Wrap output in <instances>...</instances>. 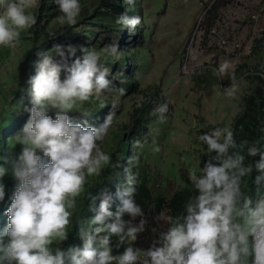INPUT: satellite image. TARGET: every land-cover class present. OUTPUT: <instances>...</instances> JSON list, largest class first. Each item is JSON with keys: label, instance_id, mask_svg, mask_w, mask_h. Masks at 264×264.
<instances>
[{"label": "clouds", "instance_id": "1", "mask_svg": "<svg viewBox=\"0 0 264 264\" xmlns=\"http://www.w3.org/2000/svg\"><path fill=\"white\" fill-rule=\"evenodd\" d=\"M136 0H124L129 7ZM38 0H0V46H14L21 31L36 23L32 9ZM61 25H74L81 13V0H54ZM115 23L134 31L141 17L129 16L127 11L116 16ZM81 55L76 56L77 51ZM61 60L75 56L70 65ZM35 73L29 80L30 107L26 123L15 137L22 145L11 162V173L17 183L5 209L7 222L0 227V264H264V194L253 199L242 190V180L252 172L253 165L245 163V152L260 159L255 163V182L264 181V151L259 141L239 143L230 127H217L198 134L207 145L210 159L203 167L193 169L189 179L193 194L184 205V212L167 216L168 227L146 249L131 242L145 230L147 220L135 194L138 176L125 168L123 184L115 197L119 203L111 209L113 195L103 193L93 215L81 221L80 245L67 249L53 247V242L67 239L76 197L83 191L86 175L98 173L111 160L100 149L98 141L109 132L114 111H110L98 126L86 120L70 117L77 101H86L94 94L126 89L117 87L109 77L104 61L118 58L119 45L106 44L99 50L82 45L57 44L51 51L38 53ZM66 74L61 79V70ZM228 62L219 68L227 74ZM233 82L224 89L236 95ZM167 102L153 110L164 122ZM54 110V116L49 115ZM87 115L89 112L84 111ZM217 161L218 163H213ZM8 168L0 164V177ZM5 197V185L0 182V201ZM127 215L129 219H124ZM140 217L138 222H134ZM128 246L113 255L111 238ZM251 236V241L249 237ZM249 256L252 260L249 261Z\"/></svg>", "mask_w": 264, "mask_h": 264}, {"label": "rangeland", "instance_id": "2", "mask_svg": "<svg viewBox=\"0 0 264 264\" xmlns=\"http://www.w3.org/2000/svg\"><path fill=\"white\" fill-rule=\"evenodd\" d=\"M93 1L81 0V12L86 7H92ZM136 1L141 10L134 16L141 17L142 36L129 48L135 57L132 70L136 87L126 90L124 95L114 90L94 94L86 101H77L69 115L76 121H87V117L79 118L77 115L88 112L92 102H97L100 108L109 105L110 111H114L113 122L108 134L98 141L100 149L106 152L119 132L125 131L124 141L134 133L135 117L143 112L142 108L148 107L146 114L150 117V123L147 131L133 138L132 155L126 161L135 173L140 167L151 184L155 175L163 176L164 185L173 193L184 186L183 179H189L191 170L204 165L206 144L199 139L198 134L217 127L228 126L232 129L235 118L243 109L245 97L261 85L257 79L251 78V74H255L254 62L249 64L250 70L247 65L240 69L237 65L249 58L261 60L260 71L256 73L264 79V0H228L207 32L203 22L206 14L204 5L211 0ZM37 7L38 3L29 11L36 15ZM98 9L102 10V5ZM58 15L59 12L50 20L46 31L56 32L66 26L59 24ZM89 20L80 14L73 28ZM31 28L21 31L14 46H0V111L8 104L14 111H7L17 115L20 108L14 101L18 96L19 85L25 81L29 87L31 74L27 68L30 62L27 50L32 42ZM125 30L136 31H129L127 27ZM260 39L262 42L257 45ZM102 47L100 44L96 49ZM253 48L258 50L259 56H256ZM51 49L53 47L49 51ZM120 58L121 55L112 59ZM225 61L228 62L225 75L235 78V96L230 97L225 93L224 89L228 87L225 83L214 86L209 94L195 85L193 74L212 66L220 68ZM123 73V70L117 69L113 73L109 72V75L114 78L118 76V80L122 81L120 77ZM63 78L64 75H61ZM162 102L169 105L164 122L153 111ZM49 115H54V110ZM9 144L10 147L19 146L21 151L22 145L15 143L14 139ZM116 164L112 162L111 169H115ZM102 170L103 167L99 172ZM98 173L86 175L82 192ZM79 196L76 197V205ZM165 213L166 210H163L159 218L167 221ZM59 243L54 241L52 246L58 247ZM112 254H119V249Z\"/></svg>", "mask_w": 264, "mask_h": 264}, {"label": "trees", "instance_id": "3", "mask_svg": "<svg viewBox=\"0 0 264 264\" xmlns=\"http://www.w3.org/2000/svg\"><path fill=\"white\" fill-rule=\"evenodd\" d=\"M228 0H211L206 3L204 10L206 12L204 24L206 32L209 31L216 22L218 12L227 4ZM102 5V10L98 9V6ZM141 6L138 5V1L135 5L129 8L124 0H94L92 7H86L82 10V18H90L89 21H83L82 24L66 25L63 28H59L56 32H48L45 27L50 20L59 12L58 6L54 3V0H39L36 10V23L31 28L33 33L27 50V57L30 62L28 70L32 75L35 73V62L41 57L38 53L49 51L51 47L57 44L60 45H89L91 48H97L100 44L105 46L113 42L118 43L120 49V60H113L110 57L104 61L105 66L109 68V72L113 73L114 70H123V75L120 77L123 80L109 75L108 78H113L117 87H123L127 91L134 89L137 82L133 79V70L135 65V57L133 53H130V46L134 45L136 41L141 39L142 26L137 25L136 31L127 32L125 27L115 23L116 16L127 11L129 16H134L135 13L140 12ZM264 37V31H263ZM141 41V40H140ZM259 45L262 40L257 41ZM88 47V48H90ZM253 52L256 56H259L258 50L253 48ZM76 56H80L81 53L78 49ZM53 58L60 62L62 65H70L75 56L69 57L66 60H61L58 55L53 53ZM254 62L253 68L255 74H251L252 79H257L261 85H258L254 92L248 94L244 99L243 109L241 113L235 118L232 131L234 138L239 143L242 140H247L249 143L259 141L258 147L261 151H264V79L256 72L260 71L261 60L254 61V59H248L242 64L237 65L240 69L242 66L247 65L249 70V64ZM244 69V68H243ZM65 69L62 68L61 75H65ZM239 77V76H237ZM236 77V79H237ZM192 80L196 86L204 89L208 94L213 91L214 86L227 84L229 86L233 83L235 78L231 79L228 75L221 76L219 74V68L211 67L207 70H202L200 73L192 75ZM27 83L22 81L19 85L18 96L14 101L15 105L19 104V113L13 114L12 106L8 107L5 104L0 111V164H3L8 171L0 177V182L5 185V197L3 201H0V227H3L7 222V215L5 209L10 204V197L15 189L17 183L15 177L11 173V162L18 156L20 149L19 146L10 147V142L14 139L15 135L20 132L23 125L26 123L29 113L26 110L30 107V96L28 94ZM8 107V108H6ZM16 108V107H15ZM148 107L142 108L143 112L137 115L133 121V134L124 141L125 131L118 133L114 143L110 144L107 153L110 154L111 160L108 164L103 166V170L93 179V181L86 186L84 192L78 197L76 208L73 210V217L71 218V224L68 226L67 239L60 241L58 247L67 249L69 246L80 245L82 243L79 236L80 222H87L93 215H95V209L97 208L103 193H110L113 195V204L111 209L114 211L116 205L119 203L115 197V192L124 182L126 175L125 168H129L131 171L134 169L126 161L129 156L132 155V147L134 146L133 138L135 136H141L147 131V126L150 123L149 115L146 114ZM10 109L11 112L7 110ZM87 115L79 114L77 117L85 116L88 118L87 122L91 125L98 126L103 122L107 114L110 112V106L105 105L100 108L97 102H92L91 108ZM54 116V115H53ZM76 117V118H77ZM74 118V117H72ZM76 121L75 119H73ZM203 154L205 161L210 159L211 155L207 151ZM245 163H251L253 165L252 172L248 177H244L242 180V190L250 196L253 201L259 198L261 194H264V181L259 184L255 182V177L258 175V170L255 168V163L260 159L259 152L255 156H248L245 152ZM115 160V161H114ZM116 162L115 169H111L110 164ZM213 163H218L213 161ZM138 168L137 176L140 183L137 185V192L135 199L144 210V218L147 220L145 230L138 233L137 239L132 243L134 247L146 249L153 244L156 237L168 227V221L159 218V214L166 210V217H177L184 212V205L188 199L195 194V189L192 186L191 181L188 178H184L185 184L183 187L176 189L171 193L166 187L165 178L161 175H155L153 177V183L142 173ZM113 170V171H112ZM124 219H129L127 215ZM140 217H136L134 222H138ZM166 219V218H165ZM251 241V236L249 237ZM117 238L113 236L110 243L113 245L112 253L119 249V253L123 252L124 248L128 245L120 243L119 247H116ZM252 257L249 256V261ZM67 264V262H66Z\"/></svg>", "mask_w": 264, "mask_h": 264}]
</instances>
